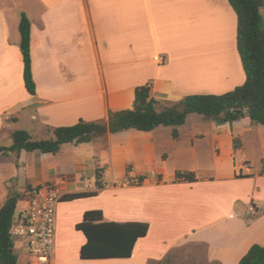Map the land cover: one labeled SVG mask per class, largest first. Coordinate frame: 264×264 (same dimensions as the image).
<instances>
[{
  "label": "crops",
  "instance_id": "0c3cea01",
  "mask_svg": "<svg viewBox=\"0 0 264 264\" xmlns=\"http://www.w3.org/2000/svg\"><path fill=\"white\" fill-rule=\"evenodd\" d=\"M23 12L32 23L36 94L24 80ZM237 34L229 0H0V146H10L17 129L50 139L56 127L80 119L106 122L110 109L132 108L136 87L150 81L153 96L169 101L231 91L246 81ZM243 112L223 123L189 114L176 138L174 127L159 126L107 132L56 154L0 153V208L18 194L21 214L30 185L51 183L65 196L98 193L91 180L128 189L131 183L115 182L143 178L129 204L112 215L102 209L106 220L149 223L130 257L82 258L86 236L73 244L60 232L65 220L76 227L97 207L88 197L62 198L53 263L239 264L252 245L264 244V124ZM203 119L207 129L198 127ZM243 162L252 168L239 174ZM177 172H193L195 180L177 179ZM13 239L17 264H29L24 240Z\"/></svg>",
  "mask_w": 264,
  "mask_h": 264
},
{
  "label": "trees",
  "instance_id": "16d2710c",
  "mask_svg": "<svg viewBox=\"0 0 264 264\" xmlns=\"http://www.w3.org/2000/svg\"><path fill=\"white\" fill-rule=\"evenodd\" d=\"M238 16L237 46L246 73L244 84L222 93L189 94L179 101L158 99L152 94L153 82L139 85L135 89L132 108L110 109L106 122L80 119L73 125L56 127L50 139L34 138L27 130L17 129L12 134L10 146H0L1 154H13L17 159L22 151L40 150L58 153L62 145L72 142H90L95 136L107 132L125 130L151 131L159 126H172L173 136L179 135L177 127L187 121L189 114L199 113L218 122H232L244 115L253 123L264 124V0H229ZM20 48L24 61V80L30 94H36L37 84L32 69L31 31L32 23L23 12L19 24ZM241 109V112L236 110ZM235 139V149L240 146ZM177 179L194 181L193 172H177ZM143 178H139L141 183ZM99 188L102 182L97 180ZM97 192L67 194L63 200L71 201L90 197ZM19 195L10 196L0 208V264H17L18 255L13 251L14 239L10 233L16 216ZM87 241L81 247L85 259L130 257L136 241L147 235L149 223L139 221L119 222L106 220L103 210L85 211L83 219L76 225ZM239 264H264V244H254L241 258Z\"/></svg>",
  "mask_w": 264,
  "mask_h": 264
},
{
  "label": "built area",
  "instance_id": "2783aa9c",
  "mask_svg": "<svg viewBox=\"0 0 264 264\" xmlns=\"http://www.w3.org/2000/svg\"><path fill=\"white\" fill-rule=\"evenodd\" d=\"M252 168L249 162H243L237 168L239 174L248 173ZM264 172V164L261 166ZM131 178L126 183H138ZM28 202L24 211L15 216L10 233L26 242L29 264H54L53 254L56 240L57 206L63 198L61 188L51 183L30 185L26 189ZM248 214L256 213L255 207L248 208Z\"/></svg>",
  "mask_w": 264,
  "mask_h": 264
},
{
  "label": "rangeland",
  "instance_id": "374dc122",
  "mask_svg": "<svg viewBox=\"0 0 264 264\" xmlns=\"http://www.w3.org/2000/svg\"><path fill=\"white\" fill-rule=\"evenodd\" d=\"M262 15H263V13H262ZM263 17H264V15H263ZM201 122L203 124L199 125L198 127L202 128V129H207L208 128V124H207L208 119H203ZM189 123L191 124L192 120H190ZM206 138H210V137L207 136ZM9 143H10L9 141L6 142L7 145H9ZM150 177H153V175H150ZM109 180L110 181L108 183H111L112 180L110 178H109ZM127 180L131 181V178L127 177V178L122 179V180H117L115 182V184L121 186L122 185L121 183H123V181H127ZM131 184H132V186L128 189L123 188V187H119L117 189H114V188H110V187L104 186V185H103L104 186L103 188H99L97 182L91 180L90 186L93 189L99 190V191L96 195L88 197L87 202H94V205H96V207H97L95 209L99 208V209H101V210L103 209L107 212L111 211V210H115L119 206H123L124 204H129L127 196L132 195L133 190H136L135 188L139 186L135 183H131ZM262 187L264 189V181H263ZM119 193H121V194H119ZM108 213H109V215H112V214H110V212H108ZM56 234H57V227H56ZM84 236L85 235L82 232L78 231L76 229V227L72 226L71 223H69V222L67 223L65 220L62 231L60 232V238L66 239L67 241H70L71 243L75 244L78 241V238H83ZM24 244L27 248L26 242H24Z\"/></svg>",
  "mask_w": 264,
  "mask_h": 264
},
{
  "label": "water",
  "instance_id": "95a60500",
  "mask_svg": "<svg viewBox=\"0 0 264 264\" xmlns=\"http://www.w3.org/2000/svg\"><path fill=\"white\" fill-rule=\"evenodd\" d=\"M237 112H241L242 110L241 109H238V110H236Z\"/></svg>",
  "mask_w": 264,
  "mask_h": 264
}]
</instances>
